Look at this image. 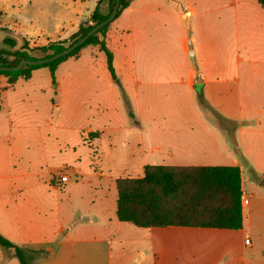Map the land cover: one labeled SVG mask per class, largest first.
<instances>
[{"label":"crops","instance_id":"0c3cea01","mask_svg":"<svg viewBox=\"0 0 264 264\" xmlns=\"http://www.w3.org/2000/svg\"><path fill=\"white\" fill-rule=\"evenodd\" d=\"M98 1L0 0V27L20 33L30 46L66 40ZM106 43L118 79L95 44L59 64L56 77L70 58L86 63L66 65L72 76L59 77L56 84L46 66L13 84L0 74V233L18 246L44 251L30 258L32 264L136 263L140 249L125 244L127 232L156 239L200 227H140L120 220L118 178L143 176L148 164L237 165L248 198L242 201L243 225L219 229L237 230L230 241L253 255L239 264H264V129L253 120L264 124V108L252 110V102L264 103V96L251 94L252 85L264 79V5L258 0H132L111 21ZM29 80L37 85L35 92L56 87L60 103L55 108L49 101L43 113L36 108L33 125L4 119V110L14 107L10 92L20 87L21 99L30 97ZM90 87L99 95L81 99L79 112L75 94ZM199 95L211 109H203ZM91 109L106 121L89 129L87 142L75 143L73 126L64 117L88 115ZM57 133H65L64 142L47 141L46 134L56 139ZM63 167L70 179L59 185ZM245 167L258 173L248 185ZM84 198L92 205L83 208ZM150 256L155 264L154 253ZM0 264H21L14 247L0 244Z\"/></svg>","mask_w":264,"mask_h":264},{"label":"trees","instance_id":"16d2710c","mask_svg":"<svg viewBox=\"0 0 264 264\" xmlns=\"http://www.w3.org/2000/svg\"><path fill=\"white\" fill-rule=\"evenodd\" d=\"M132 0H120V9L115 18L129 6ZM264 5V0H258ZM113 0H99L89 19L83 21L71 38L78 39L85 35L97 23L107 18L113 8ZM114 18V19H115ZM110 23L100 28V34L89 36L83 43L67 54L51 61L24 64L17 70H0L13 84L18 78H28L33 69L46 66L53 80L57 67L70 56L90 44L99 45L107 57L108 68L114 78L117 74L114 66V54L106 43V34ZM63 41H49L44 45L30 46L38 50L42 57H48L65 48ZM5 42L13 45L15 40L7 37ZM36 59L27 51L0 50V65H17L24 58ZM199 99H204L199 95ZM132 114V112H131ZM242 176L237 165L209 166H167L148 164L144 175L140 177H120L116 181L117 216L140 227L153 226H198L210 228H241L242 211ZM0 244L14 247L21 264H29L28 259L44 253L42 250H30L14 244L0 233Z\"/></svg>","mask_w":264,"mask_h":264},{"label":"rangeland","instance_id":"374dc122","mask_svg":"<svg viewBox=\"0 0 264 264\" xmlns=\"http://www.w3.org/2000/svg\"><path fill=\"white\" fill-rule=\"evenodd\" d=\"M3 17L4 12L2 10V13L0 14V20H2ZM85 55L87 56V52ZM192 59L195 65L198 66L196 58L192 57ZM62 65L63 66L60 69L61 75L58 77L55 76L54 84L59 81V77L72 76V73L67 69L66 65H86V63H84L82 60L76 62L75 58H70ZM26 83H29L26 87L30 92V97H25L26 99L24 100L21 99L22 94L19 93L20 87L15 90V92H10L9 101L14 107L11 110L8 108L4 110V119H12L16 124L28 126L37 123V121H35V116L37 115L36 108L38 111H42L43 113L44 108L47 109L49 101L54 102L56 108L60 103V97L56 87H49L46 91L41 93L39 91L35 92L37 85L32 84L34 83V80H29V82ZM27 89L25 88L24 90L27 91ZM251 94L254 97L264 96V79L260 82H257V84L252 85ZM75 95V99L79 102L80 106L79 112H81V99L84 98L92 101L99 95V93L95 88L90 87L88 89H83ZM199 102L203 109L212 108L205 100L203 102L200 100ZM256 108L263 109L264 103L255 101L252 102V110H255ZM253 120L258 129H264V124L259 123V119L254 118ZM39 121L43 122L42 120ZM64 121L73 126L72 136L74 142L76 143L78 141L87 142L89 129L91 127L97 128L99 126H103L106 119L102 115L96 113L95 110L91 109L88 115H80L79 117L68 116L66 118L64 117ZM69 134L70 132L68 131V137ZM65 138V133H57L56 139L53 137V135L46 134V139L48 142H64ZM253 148L257 153L259 143L255 142ZM106 164L110 165L111 162H106ZM61 169H67L69 171L68 167H63ZM130 174H134L133 176H140L143 173H140L139 175H137L138 173L136 172ZM257 175L258 173L256 171L245 167L243 177L245 178L246 185L250 183V179H252V177L257 178ZM82 205L83 208H86L92 204L88 201V198H84ZM198 229L199 231L195 233L186 232L184 234L181 232L161 236L155 235L156 239L154 236L144 239L142 235H136V233L127 232L125 236L128 238V240H130L125 241V244L137 247L140 249L139 253L141 254L137 260L138 262H132V264H151L152 259L150 255H152V253H154L153 258L155 264H239L241 260H250L253 257L252 254L247 251L244 252L240 247L234 245V243L230 241L231 234L237 230H225L208 227H200ZM189 239H199L201 242L196 243L195 246H188L186 245L187 242L182 243L183 240ZM165 241H169L170 243H165ZM151 248H154V251H152ZM142 254H146L148 257H145ZM28 263L32 264V261L28 259Z\"/></svg>","mask_w":264,"mask_h":264},{"label":"water","instance_id":"95a60500","mask_svg":"<svg viewBox=\"0 0 264 264\" xmlns=\"http://www.w3.org/2000/svg\"><path fill=\"white\" fill-rule=\"evenodd\" d=\"M113 8L109 14V16L107 18H105L104 20H102L101 22L97 23L92 29H90L85 35H83L82 37L75 39V38H68L65 41H63V45L65 46V48L59 52L53 53V51L51 50L50 53H52V55L48 56V57H42L41 54L38 52V50L31 48L29 46L25 45V38L23 37V35H21L20 33L13 31L11 29L8 28H3L0 27V50L2 48H7L9 50L15 51V50H22V51H27L30 55H33L36 57V59H31V58H27L24 57L22 58L19 63L17 65H0V70H17L20 69L24 64H36V63H43V62H47V61H51L54 60L56 58L61 57L64 54H67L68 52H70L71 50H73L75 47H77L78 45H80L81 43H83L89 36L93 35V34H100V28L102 26H104L105 24L109 23L110 21H112L116 14L117 11L120 9V0H113ZM7 37L13 38L15 40V43L13 45H10L8 43L5 42V39ZM190 55L192 57L193 56V51L190 50Z\"/></svg>","mask_w":264,"mask_h":264},{"label":"built area","instance_id":"2783aa9c","mask_svg":"<svg viewBox=\"0 0 264 264\" xmlns=\"http://www.w3.org/2000/svg\"><path fill=\"white\" fill-rule=\"evenodd\" d=\"M70 179V173L67 169H61L59 171V173L57 174L56 177V183L57 184H63L65 182H67ZM248 198H247V192L245 190H242V201L247 202ZM246 243L250 242L249 236L247 235L246 239H245Z\"/></svg>","mask_w":264,"mask_h":264}]
</instances>
